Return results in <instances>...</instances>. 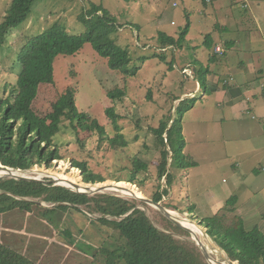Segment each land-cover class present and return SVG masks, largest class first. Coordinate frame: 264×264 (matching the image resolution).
I'll return each instance as SVG.
<instances>
[{
  "label": "rangeland",
  "instance_id": "374dc122",
  "mask_svg": "<svg viewBox=\"0 0 264 264\" xmlns=\"http://www.w3.org/2000/svg\"><path fill=\"white\" fill-rule=\"evenodd\" d=\"M9 3L10 0H0V21ZM92 5H99L114 18L113 23L118 25L115 42L128 49L130 61L127 68H136L135 73L126 74L109 68L106 58L99 56L89 43H85L74 54H59L54 58L52 81L39 83L29 109L35 115L43 117L51 111V104L66 87H74L77 110L86 116L87 123L95 121L102 126L104 135L101 136L96 129L83 127L77 121L71 124L63 119L52 142L56 145L59 158L54 159L49 167L42 163L24 170H7V167L0 164V177L20 174L43 180L44 183H57V175H64L78 177L76 183L88 185L83 182L81 170L72 164L73 161L85 162L93 175L104 178L101 182L91 183V187L98 189L105 186L88 195L102 193L133 199L135 207L144 210L151 222L162 229L165 227L163 213L143 198L151 199L154 192H161L165 188L168 192L162 195L158 203L180 217L191 220L203 230L206 229L200 224L201 217L194 210L190 212L188 209L193 205L190 193L192 190L200 191L201 185L207 181L213 183L220 180L224 176L222 173H226V169L210 172L213 164L223 166L226 163L223 162L224 159L215 163L212 157L219 156V149L215 152L211 150L216 144L210 135L214 134L216 127L215 122L209 119L208 108L200 121H193L192 114H186L185 125L184 116L181 121L182 134H185L187 141L183 153L194 160L191 150L195 143L190 135L199 134L200 147H203L201 155L209 147L208 153L203 155L206 159L200 170L173 168L170 186L166 184L165 176L160 179L157 176L159 145L152 132L161 121H166L169 117V125L171 124L176 117L180 100H185L183 103L187 104L192 97L196 98L195 101L199 99L194 91L184 89L188 84L194 86V81L188 78L191 77L190 73L180 66L175 55L178 47H167L164 52H157L159 32L163 31L176 38L185 25L182 20V0H35L27 19L14 28L7 41L0 46V96L10 94L19 69L14 57L25 36L39 33L55 22L64 26L71 34L84 32L86 27L78 17ZM200 66L202 65L199 64ZM204 73L200 77H204ZM194 74L196 75L195 72ZM115 88L123 90L125 95L122 99L113 100L108 97V91ZM198 105L199 101L195 106L197 110ZM110 107L119 115L118 130L106 113V109ZM223 132L241 134L236 124H227ZM118 134H122L123 140L127 141L126 146H119L111 141L118 140ZM169 155L167 167L171 162V154ZM135 158L147 163V169L134 173ZM227 161L228 164L232 162L230 159ZM74 169L78 172L75 173ZM115 184H131L137 189L135 194L142 199L121 191L126 189L117 188ZM194 197L196 198V193ZM23 199L30 200L28 197ZM196 200L202 215L209 216L206 200L203 197ZM39 204L47 206L44 201ZM40 206L31 205V210L27 212L16 208L0 213V243L11 245L28 255L36 264H105L97 260L101 256L96 250L107 234V229L91 223L89 218L94 214H80L75 210L55 211L52 218H47ZM174 206L178 209L174 210ZM191 236L194 240L206 243L202 234L195 232L190 234V239ZM209 254L211 259L217 258L214 251H209ZM233 262L237 264V261Z\"/></svg>",
  "mask_w": 264,
  "mask_h": 264
},
{
  "label": "trees",
  "instance_id": "16d2710c",
  "mask_svg": "<svg viewBox=\"0 0 264 264\" xmlns=\"http://www.w3.org/2000/svg\"><path fill=\"white\" fill-rule=\"evenodd\" d=\"M34 1L10 0L0 21V46L7 41L13 29L27 19ZM78 19L86 27L84 32L71 34L64 26L55 22L41 32L22 39V45L14 57L15 63L19 65L16 79L11 85L10 94L0 96V164L4 167L24 170L42 163L49 167L54 159L60 157L52 142L63 119L71 124L77 121L83 127L96 129L101 136L104 135L102 126L95 121L87 123L86 116L77 110L74 87H66L51 104V111L43 117L35 115L29 109V103L35 96L39 83L52 81L54 58L59 54H74L85 43H89L99 56L106 58L109 68L126 74L135 73L136 68H127L130 61L128 49L115 42L118 25L113 23L114 18L106 10L99 5H92ZM188 28L189 23L185 22L176 38L163 31L159 32L157 52H164L167 47H180ZM204 45L210 48V45ZM200 70L201 73H206L208 66ZM107 95L116 100L122 99L125 94L122 89L115 88L109 90ZM195 100L192 97L187 104L183 103L185 100H180L176 117L171 124L169 125V117L152 130L160 154L157 176L159 179L165 176L168 186L172 184L173 168L185 169L197 165L191 156L183 153L185 139L181 124L185 111L190 109ZM106 113L118 130L119 115L113 107L107 108ZM117 137L118 140L111 141L119 146L127 145L122 134ZM169 154L171 162L167 167ZM133 163L134 173L147 169V163L139 158H135ZM72 164L81 170L83 182L95 183L104 180L100 175H93L85 162L73 161ZM167 192L165 188L161 192H154L152 201L158 202ZM24 197L30 200L23 199ZM235 199L231 197L226 201L228 211H232ZM42 201L47 206H40ZM34 204L43 208V215L47 218L55 211L75 210L78 213L94 214L95 216L89 218L91 223L107 229V234L96 250L101 256L97 260L105 264H209L199 247L190 239L187 230L176 226L164 215L162 218L165 227L157 228L144 210L135 207L136 202L133 199L102 193L88 195L61 185H53L52 182L0 177V213L16 208L27 212ZM173 209L178 208L174 206ZM188 209L192 212L194 206L191 205ZM200 224L231 262L264 264V235L256 228L245 229L239 216L217 212L201 218ZM0 264L36 263L12 246L0 243Z\"/></svg>",
  "mask_w": 264,
  "mask_h": 264
},
{
  "label": "crops",
  "instance_id": "0c3cea01",
  "mask_svg": "<svg viewBox=\"0 0 264 264\" xmlns=\"http://www.w3.org/2000/svg\"><path fill=\"white\" fill-rule=\"evenodd\" d=\"M182 3V20L189 23V28L175 55L180 66L190 73L188 78L194 81V86L188 84L184 89L194 91L200 104L199 111L195 108L198 101L185 111L183 122L185 125L186 114H192L195 122L202 120L208 108L209 119L216 127L210 135L216 144L211 150L219 149V156L212 157L215 163L222 159L226 163L213 164L209 169L210 172L226 169L220 180L207 181L200 191H191L194 212L201 218L208 217L202 215L195 203L196 198L203 197L209 216L217 212L237 215L245 229L256 228L264 235V0H182ZM217 47L222 53L215 51ZM206 66L208 72L201 73L200 69ZM203 73L204 77H200ZM227 124H236L241 134H225ZM191 136L195 143L192 158L197 165L190 170H200L209 147L201 155L199 134ZM229 159L232 162L228 164ZM231 197L236 199L232 211H228L225 204Z\"/></svg>",
  "mask_w": 264,
  "mask_h": 264
},
{
  "label": "water",
  "instance_id": "95a60500",
  "mask_svg": "<svg viewBox=\"0 0 264 264\" xmlns=\"http://www.w3.org/2000/svg\"><path fill=\"white\" fill-rule=\"evenodd\" d=\"M7 170H9V169L7 168ZM10 177H13V178H16V179L22 178V179L33 180V181H43V180H39V179H36V178L26 177V176H19V175H14V176H10ZM49 182H51V181H49ZM70 184H71V186H67V185H64V184H61V183H58V182L57 183H53V185H61V186L67 187V188H69V189H71L73 191H77V192H81V193H85V194H90V193L102 190L105 187V186H100V188L94 189V188L91 187V183H88V182L86 183L88 185H80V184H78L76 182H71ZM114 186L117 187V188L126 189V187H123V186H121L119 184H115ZM78 187H83L84 189L80 190ZM135 197L141 198V196H137V195H135ZM143 199H144V201L146 200V202H148L149 204H153V206L158 207V209L163 213V215L165 217H167L171 222H173L176 226H179V227L187 230L190 234L192 233V229L191 228H189L187 226L180 225L179 223H177V221L175 220V218H174L173 214L171 213V211H169L167 208L163 207L160 203L154 202V201H152L151 199H148V198H143ZM203 234H204L205 238L210 240L214 244V246L220 250V254L219 255L215 254L217 256V258L215 260L220 261L222 264H235L234 262H231L229 260V258L223 252V250L215 243V241L213 239L210 238V235L207 233L206 229L203 230ZM191 239L200 248L203 256L205 257V259H207V261L210 264H214V263L211 262L212 259L210 257L209 252H206V251L203 250L200 242H198V240H194V238L192 236H191Z\"/></svg>",
  "mask_w": 264,
  "mask_h": 264
},
{
  "label": "bare ground",
  "instance_id": "6f19581e",
  "mask_svg": "<svg viewBox=\"0 0 264 264\" xmlns=\"http://www.w3.org/2000/svg\"><path fill=\"white\" fill-rule=\"evenodd\" d=\"M76 171L77 170H75V173H76ZM56 179H57L56 181H58L61 184H64V185H67V186H71L70 183L71 182H75L79 178L78 177L74 178V177H71V176H64V175H57V178ZM123 186L126 187V190H121V191H123V192H125V193H127L129 195H136L135 192H136L137 189L135 190L134 187L131 186V184H128V185L127 184H123ZM78 188L80 190H83L84 189L83 187H78ZM131 192H133V194ZM171 213L173 214V216H174L175 220L177 221V223H179L180 225L187 226V227L191 228L192 229V233L197 232V234H202L204 236L203 230H202V228L200 226L196 225L194 222H192L191 220H189L187 218L180 217L174 211H171ZM204 238H205V236H204ZM196 240H198V239H196ZM205 240H206V243H203L202 241H200V244H201L203 250L206 251V252H209V251H212L213 252L214 251L217 255H219L220 254V250L218 248H216L210 240H208L207 238H205ZM212 260H211V262L214 263V264H222L220 261H217L215 259L213 261Z\"/></svg>",
  "mask_w": 264,
  "mask_h": 264
},
{
  "label": "built area",
  "instance_id": "2783aa9c",
  "mask_svg": "<svg viewBox=\"0 0 264 264\" xmlns=\"http://www.w3.org/2000/svg\"><path fill=\"white\" fill-rule=\"evenodd\" d=\"M216 51L220 53L222 51V49L220 47H217Z\"/></svg>",
  "mask_w": 264,
  "mask_h": 264
},
{
  "label": "clouds",
  "instance_id": "9594fccd",
  "mask_svg": "<svg viewBox=\"0 0 264 264\" xmlns=\"http://www.w3.org/2000/svg\"><path fill=\"white\" fill-rule=\"evenodd\" d=\"M215 51H216V48H215ZM216 52H217V51H216ZM220 53H222V51H221ZM7 168H11V167H7Z\"/></svg>",
  "mask_w": 264,
  "mask_h": 264
}]
</instances>
